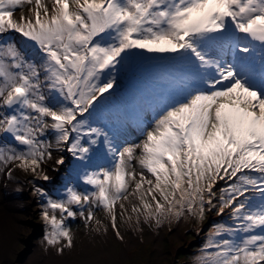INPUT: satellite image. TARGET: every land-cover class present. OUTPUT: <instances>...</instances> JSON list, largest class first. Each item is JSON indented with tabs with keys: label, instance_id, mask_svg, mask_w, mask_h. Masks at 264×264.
<instances>
[{
	"label": "snow or ice",
	"instance_id": "obj_1",
	"mask_svg": "<svg viewBox=\"0 0 264 264\" xmlns=\"http://www.w3.org/2000/svg\"><path fill=\"white\" fill-rule=\"evenodd\" d=\"M0 176L45 252L215 212L192 264H264V0H0Z\"/></svg>",
	"mask_w": 264,
	"mask_h": 264
},
{
	"label": "rangeland",
	"instance_id": "obj_2",
	"mask_svg": "<svg viewBox=\"0 0 264 264\" xmlns=\"http://www.w3.org/2000/svg\"><path fill=\"white\" fill-rule=\"evenodd\" d=\"M59 176L56 175L54 184L38 183L53 193L58 186ZM11 182L13 184H7L3 188L0 186V212L2 211L14 226L21 227L24 231L10 233V236L0 243V264H192L191 258L199 250L210 225L227 218L216 216L215 212H212L207 214L199 225L186 221L181 226L183 220H180L172 225H162L158 229L145 225L142 226L143 231L138 233L121 227L123 242L116 240L109 229L107 236L103 235L107 238V243H104L103 238L101 244L97 241L89 247L86 243L89 240L92 242L95 235L85 230L77 219L71 224L75 233L74 247L59 256L54 251L45 252L42 249L40 240L43 225L38 215L37 198L33 196L31 186L16 191L18 181ZM101 216L102 214L98 213V218ZM173 235H179L178 239H173Z\"/></svg>",
	"mask_w": 264,
	"mask_h": 264
},
{
	"label": "bare ground",
	"instance_id": "obj_3",
	"mask_svg": "<svg viewBox=\"0 0 264 264\" xmlns=\"http://www.w3.org/2000/svg\"><path fill=\"white\" fill-rule=\"evenodd\" d=\"M49 174H50V176L52 177V180H51V182L50 183H52V184H54L55 183V177H56V175H58L57 173H55V172H52L51 170H49ZM57 178V177H56ZM58 179H59V177H58ZM22 180H23V178H21V181H18L17 182V186L19 185V187H20V189L21 190H23L24 188L25 189H27L28 188V186L30 187V185H28V184H26V183H23L22 182ZM59 183H60V181L58 182V185H59ZM7 184H13L12 182H6L5 180H4V178L2 177V176H0V186L3 188V187H5ZM57 187V186H56ZM10 191V190H9ZM4 193V192H3ZM8 198V197H7ZM9 201V200H8ZM29 203V202H28ZM11 211V210H10ZM2 212V211H1ZM0 212V243L1 242H3V241H5L9 236H10V233L11 234H14V232L16 231H18V232H23L24 230H22L21 229V227H17V226H14L13 225V223L11 222V221H9L8 220V218H7V216H5L3 213H1ZM11 213V212H10ZM185 220H183L180 224H181V226L182 225H184L185 224ZM177 229V228H176ZM179 231V229H177V231L176 232H178ZM179 233V232H178ZM107 236V235H106ZM173 237H175V238H173V239H175V240H177L178 239V237H179V235H177V237L175 236V235H173ZM103 238H104V243L106 242L107 243V238L106 237H104L103 235L102 236H94V240L92 239V242L89 240V241H87V247H89V246H92V245H94L97 241H100V244H101V242H102V240H103ZM110 239V238H109ZM132 241V240H131ZM103 243V244H104ZM112 243V242H111ZM127 245V244H126ZM85 246V245H84ZM105 246V245H104ZM38 247V246H37ZM106 248H108V247H106ZM103 249V248H102ZM104 250V249H103ZM83 251V250H82ZM99 251H100V249H99ZM38 252H40V251H38ZM95 252H96V248H95ZM46 254V253H45ZM53 254V253H52ZM103 254V253H102ZM72 255H74V254H72ZM100 254H98V256H99ZM60 256V255H59ZM37 257V256H36ZM41 257H43V256H41ZM55 257V256H54ZM72 257H74V256H72ZM46 258V257H45ZM42 259V258H41ZM40 259V260H41ZM75 259V258H74ZM54 260V259H53ZM61 260V259H60ZM92 261H93V259H92ZM54 262V261H53ZM57 262V261H56ZM34 263V262H33ZM35 264V263H34Z\"/></svg>",
	"mask_w": 264,
	"mask_h": 264
}]
</instances>
